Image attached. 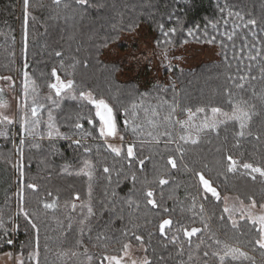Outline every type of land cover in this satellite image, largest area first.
<instances>
[{
    "label": "trees",
    "instance_id": "16d2710c",
    "mask_svg": "<svg viewBox=\"0 0 264 264\" xmlns=\"http://www.w3.org/2000/svg\"><path fill=\"white\" fill-rule=\"evenodd\" d=\"M27 11L26 19L24 0H0V83L8 78L16 82L19 111L16 122L0 123V255L16 250L25 264H107L104 257H121L128 243L143 247L151 264H221L213 253L223 255L227 244L252 259L228 257L224 264H264V249L255 244L258 234L251 221L243 219L234 227L224 211L227 195L246 204L253 199L258 206L264 204V177L242 167L249 163L264 169V0H88L86 5L29 0ZM253 20L255 24L249 23ZM143 25L155 35L154 46L160 51L218 46L220 62L167 71L168 86L123 81V65L106 61L104 52L113 45L126 51L123 36ZM53 69L61 81L74 82L60 95L49 87L56 83ZM81 92H91L113 108L123 137L119 156L100 135L95 108ZM229 99L255 105L243 137L238 123L229 122L200 132L196 144L180 139L197 135L195 128L176 123L188 119V109L196 113L194 124L200 125L205 117L211 122L213 107L231 113ZM33 106L38 107L36 118ZM172 106L177 107L169 122ZM198 108L205 112L197 113ZM49 113L67 139L48 137ZM33 119L40 121L35 129ZM77 123L83 128H76ZM164 132L171 135H161ZM129 144L134 157L126 155ZM228 156L237 161L235 173L228 171ZM105 167L110 171L104 172ZM88 171L91 178L84 174ZM198 173L210 180L220 200L204 190ZM161 178L168 183L160 184ZM149 190L156 207L147 202ZM45 203L55 207L45 208ZM89 205L94 213L90 217ZM168 219L172 225L161 233L159 226ZM192 228L201 231L189 238L184 230Z\"/></svg>",
    "mask_w": 264,
    "mask_h": 264
},
{
    "label": "snow or ice",
    "instance_id": "6c2138e0",
    "mask_svg": "<svg viewBox=\"0 0 264 264\" xmlns=\"http://www.w3.org/2000/svg\"><path fill=\"white\" fill-rule=\"evenodd\" d=\"M76 2L80 5H86L88 0H76ZM53 3L55 4H59L60 0H53ZM28 7H29V0H24V9H25V17L27 19L28 16ZM221 11H223V9H221ZM231 14V13H230ZM242 19V18H241ZM249 23L251 24H255V21H249ZM247 26V25H246ZM161 30H163V25L160 26ZM215 27V26H214ZM170 31L172 33L176 32V29H170ZM164 36H168V32H164L163 33ZM229 39H231V37H229ZM167 43H171V40H168ZM59 55V53H58ZM167 55V53L165 52V56ZM253 59H255V57H253ZM27 73H25V77L27 78ZM52 75L54 77H56V83L50 84L49 87L51 89L55 90L56 95H60L61 92H63L66 89H71L73 87V81L69 80L66 83L64 81H61L59 76L56 73V70L53 69L52 71ZM10 79V78H8ZM34 83V82H33ZM239 87H243V85H239ZM33 92H35V88L32 89ZM0 92H2V89H0ZM28 93V84L27 82L25 83V96H27ZM80 97L83 100H87L88 103H90L91 105L94 106L95 108V116L99 118V132L100 135L102 137H115L118 134V128H117V121H116V117L113 111V108L103 99H97L95 97H93L91 92H81L80 93ZM73 99H75L76 97H72ZM35 103V101H34ZM228 103L230 105H232V111L231 113L229 112H225L222 111L221 108L218 107H213L211 109L212 115H213V119L211 120V122H209L208 118L205 117L204 120L201 122L200 125H195L194 124V120L196 117V113H193L191 109H188V119L181 122L179 120H176V123H180L181 126L183 128H187V129H191V128H195L197 135L194 138L191 134L187 135V136H180L181 140L184 141H191L192 144H196L199 141V133L205 131L206 129H215L219 126V124H225L227 125L229 122H237L239 125V132L238 135L243 137L245 135V130L249 128L252 119H253V115L255 114L252 109L255 107V105H251L248 106L247 105V101H242V102H236L233 103V101L231 99H229ZM6 102H4L2 99H0V107H6ZM142 103L140 105L137 104H133L132 105V109L135 110L138 107H142ZM176 107L177 106H172V112L169 114V116L166 118L169 122L172 121L173 115L176 112ZM145 112H147V109H145ZM205 112L204 108H198L197 109V113H203ZM37 113H38V107L37 106H33L31 108V115L33 118L37 117ZM158 113L155 112V110H153V115H157ZM133 115H135V111L133 112ZM217 116H221L224 119L223 120H219L217 121L215 119V117ZM54 117L52 116L51 113H49L48 115V137L51 139L53 138V136H59L61 138L67 139L68 137L63 136V134H61L59 132V129L55 126L54 124ZM3 122H7V123H12L13 121L5 115L0 114V123ZM91 122V121H89ZM40 121L39 119H33V121L31 122L32 124V129H35L38 125H39ZM125 124H128L129 121L126 119L124 121ZM151 123V121H150ZM29 121L27 119L24 120V128L25 131L28 132L30 131L29 127ZM155 126V125H154ZM76 128H83V125L77 123L75 125ZM133 132L137 131V127H133L132 128ZM249 135H251V132L248 133ZM149 136H152V133L149 132L148 133ZM161 135H165V136H170L171 134L168 132H164L161 133ZM121 140H123V137H120ZM154 140H157L158 142V137L153 136ZM23 143V141H21V144ZM76 144H79V141H75ZM108 147L111 149L112 152H114L117 156H119L121 154V148L118 147H114L113 145L109 144ZM87 150V149H86ZM126 155L127 157H134L135 156V152H134V148L131 144L128 145L127 150H126ZM23 156V153L21 152V157ZM227 160L230 162L229 163V167H228V171L235 173L237 171V161L234 160L231 156L227 157ZM169 163L171 164V166L173 168L176 167V162L174 159H170ZM144 161L141 160L140 161V165L143 166ZM89 165H86V167H88ZM242 167L246 170L250 169L251 172L253 173H259L261 177H264V169L260 168V167H254L252 164L249 163H244L242 165ZM110 170L105 167L104 168V172H109ZM85 175L89 176V178H91L92 176V172L88 171L84 173ZM21 175H23V173L21 172ZM199 176V180L201 182V184L203 185V188L206 192L211 193V195L213 197H215L217 200H220V194L219 192L216 190L215 187L212 186V183L210 182V180L206 179L204 177V175L202 173H198ZM133 180L136 179L135 176L132 177ZM253 179H255V177H253ZM160 184H166L168 183V181L166 179L161 178L159 180ZM29 188L35 189L36 185L34 184H29L28 185ZM89 194H91V188L89 189ZM146 196L149 198L148 199V203L151 204L153 207L157 206V202L155 199H152V197L154 196V193L149 190L146 193ZM77 199H79V197H76ZM242 203V202H241ZM45 208L51 209L55 207L54 203H45L44 204ZM73 208H75L76 206L73 205ZM262 208H264V205H261ZM251 208L255 209L256 208V201L253 199L251 201ZM21 212H23V214L25 216H28V213L26 211H24L23 208L20 209ZM166 211V210H165ZM225 212L231 213L232 209L225 207L224 208ZM87 213H88V217L92 216L93 210L92 207L89 205L87 207ZM229 218L231 219V215L229 216ZM241 218H247L248 220L251 221V224L255 227V231L258 234V238L255 239V244L259 246L260 249H264V214H260V215H254L250 210L247 211V215L245 217L244 211L241 212ZM87 220V217H85L83 220L80 221L81 225H84L85 222ZM232 224L235 227L237 225V221L236 220H232ZM172 225V221L170 219L168 220H164L162 224H160L159 226V230L161 233L164 232L166 227H169ZM0 227H2V225H0ZM32 227L36 230V232H39V229L37 227L36 224H32ZM69 228L72 227L71 224L68 225ZM90 231V229H89ZM201 229L199 228H192L190 231L185 229L184 230V234L186 236H188L189 238H191L192 236L196 235L198 232H200ZM84 233V228L81 227L80 229V234L81 236ZM137 240H140L141 237L137 236L136 237ZM173 239H176L175 237H173ZM7 243L11 244L12 241L8 240ZM217 244H220V241L217 240L216 241ZM130 248L131 245L128 243L123 244L122 246V251H123V256L122 257H118V256H105L104 260H106L108 262V264H138V262L135 259H131L130 258ZM39 253L38 251L34 252L32 254V256L34 257H38ZM205 256L208 255L207 252L204 253ZM213 255L218 256L220 258L221 264H224L225 260L230 257L232 261H241V260H251L252 257L248 256V254L244 251H242L240 248L237 247H230L229 245L225 244L224 245V254L221 255L220 252H214ZM128 259H125V258ZM89 260H91V257H89ZM19 264H24L23 260L19 261ZM103 264V262H102ZM141 264H151V262L149 260H147L146 258L141 262Z\"/></svg>",
    "mask_w": 264,
    "mask_h": 264
},
{
    "label": "rangeland",
    "instance_id": "374dc122",
    "mask_svg": "<svg viewBox=\"0 0 264 264\" xmlns=\"http://www.w3.org/2000/svg\"><path fill=\"white\" fill-rule=\"evenodd\" d=\"M154 38L155 35L143 25L135 34L123 36L122 43L128 46L126 51H122L120 47L113 45L104 52V59L109 62H120L123 65V71L119 74L121 80H137L143 87H149L155 84L162 86L170 85V77L166 75V72H171L174 68L194 70L203 63L220 62L221 51L218 46L187 45L183 48H172L168 51H160L154 46ZM165 52L167 53L166 56ZM14 85L16 86V82L10 79H5L0 83V89H2L0 99L6 102L7 105L6 107H0V114L8 116L13 122H16L19 111ZM104 138L114 147L121 148L119 133L115 137ZM14 168V182L16 185V162H14ZM224 202L225 207L232 209L231 213L226 212L227 215H231V220L234 219L237 223L243 219H247L241 218L242 211H244L245 217L249 210L254 215L264 214V208L261 206L256 204V208L252 209L251 204H246L240 199L229 195L224 197ZM13 233L16 238L17 232L15 224ZM130 258L135 259L138 264H141L146 258L144 248L131 246ZM125 259L128 258L126 257ZM20 260H23L25 264V257L18 254L16 250H9L0 255V264H19Z\"/></svg>",
    "mask_w": 264,
    "mask_h": 264
},
{
    "label": "water",
    "instance_id": "95a60500",
    "mask_svg": "<svg viewBox=\"0 0 264 264\" xmlns=\"http://www.w3.org/2000/svg\"><path fill=\"white\" fill-rule=\"evenodd\" d=\"M61 1H64V0H60V2H61Z\"/></svg>",
    "mask_w": 264,
    "mask_h": 264
}]
</instances>
